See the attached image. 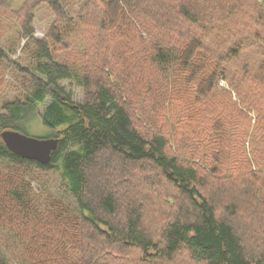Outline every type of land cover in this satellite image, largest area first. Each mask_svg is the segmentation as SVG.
<instances>
[{
	"label": "trees",
	"instance_id": "trees-1",
	"mask_svg": "<svg viewBox=\"0 0 264 264\" xmlns=\"http://www.w3.org/2000/svg\"><path fill=\"white\" fill-rule=\"evenodd\" d=\"M2 38L0 132L59 140L0 137V264H264V0H0Z\"/></svg>",
	"mask_w": 264,
	"mask_h": 264
},
{
	"label": "rangeland",
	"instance_id": "rangeland-1",
	"mask_svg": "<svg viewBox=\"0 0 264 264\" xmlns=\"http://www.w3.org/2000/svg\"><path fill=\"white\" fill-rule=\"evenodd\" d=\"M22 2V0H12V4L13 6H19V4ZM52 18V14L51 12L48 10V8L44 5H42L37 13H36V16H35V20H34V26H35V32H34V35L36 37H43V35L45 34V30L48 26V23L50 22ZM8 34L5 36V38H7ZM25 39L22 38L20 40V45L16 46V50L15 51H10V56L13 58V59H17V58H20L22 53L20 52V46L24 43ZM0 42H2L5 46V41L4 39L2 38V41L0 40ZM20 60V59H19ZM6 77H9V74H6ZM62 85H64L65 87V91L66 92H70L71 93V98L72 100L76 101V102H80L82 101L83 97H84V94H83V91L81 89V87H79L78 83L76 80H73V81H62L61 83ZM220 84H224V81L223 80H220ZM50 102V98L47 97L43 102L39 103L38 106H37V109H38V113L39 115L42 114V112L44 111V109L46 108V106L49 104ZM38 115V116H39ZM33 125H31V130L27 131V134L28 135H31V136H46L47 133H49V128L46 127L45 125H43L40 121V119L38 118L37 120H35L34 123H32ZM47 137V136H46ZM31 184H32V188L35 192L39 193L42 189L40 183L38 180L36 179H33L31 180ZM49 184L51 185L50 188H52V190L56 191V190H59L60 193L63 192V189L60 184H59V181L57 180V177H54V175L51 176V179H50V182ZM65 196V200L68 201V203H70L71 205H73V199L71 198H68L67 197V194H63ZM250 200L248 201H241L239 202L240 205L238 206L239 208V211L236 213V216H235V220L237 221V224L239 226V228L243 231L245 230L246 228H252V232H255V229L259 226V227H263V223L261 224V222L259 223V221H257V219L260 217L262 218L263 214L261 215H257L255 213H253L252 215V202H249ZM249 202V203H247ZM255 214V215H254ZM249 215H252L253 218H252V222H251V217H249ZM259 216V217H258ZM257 221V222H256ZM263 222V220H261ZM257 226H256V225ZM259 227H258V230H259ZM9 228V227H7ZM255 236H259V233L256 235L254 234ZM179 260H183L182 257H179ZM192 263V262H191ZM194 264V263H192Z\"/></svg>",
	"mask_w": 264,
	"mask_h": 264
},
{
	"label": "water",
	"instance_id": "water-1",
	"mask_svg": "<svg viewBox=\"0 0 264 264\" xmlns=\"http://www.w3.org/2000/svg\"><path fill=\"white\" fill-rule=\"evenodd\" d=\"M0 137L5 146L17 156L32 159L42 164L49 162L51 152L56 149L58 137L31 136L13 129H4Z\"/></svg>",
	"mask_w": 264,
	"mask_h": 264
}]
</instances>
